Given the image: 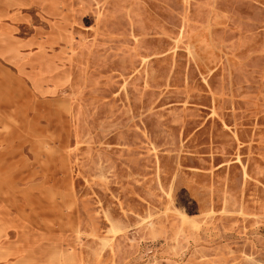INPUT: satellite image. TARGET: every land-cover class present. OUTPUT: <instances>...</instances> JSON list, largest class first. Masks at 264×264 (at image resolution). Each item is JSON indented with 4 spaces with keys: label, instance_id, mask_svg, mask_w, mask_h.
I'll list each match as a JSON object with an SVG mask.
<instances>
[{
    "label": "rangeland",
    "instance_id": "1",
    "mask_svg": "<svg viewBox=\"0 0 264 264\" xmlns=\"http://www.w3.org/2000/svg\"><path fill=\"white\" fill-rule=\"evenodd\" d=\"M0 90L25 264H264V0H0Z\"/></svg>",
    "mask_w": 264,
    "mask_h": 264
},
{
    "label": "crops",
    "instance_id": "2",
    "mask_svg": "<svg viewBox=\"0 0 264 264\" xmlns=\"http://www.w3.org/2000/svg\"><path fill=\"white\" fill-rule=\"evenodd\" d=\"M7 102V98L0 96V114L5 117L4 119L0 117V145L2 146L9 145L8 137L10 135V137L20 138L27 131L25 130V121H13V125H10L6 120ZM0 196V264H25L21 253V244L27 241L25 236L26 224L20 218L21 215L10 210L13 205L8 203L9 197L2 193H0Z\"/></svg>",
    "mask_w": 264,
    "mask_h": 264
},
{
    "label": "bare ground",
    "instance_id": "3",
    "mask_svg": "<svg viewBox=\"0 0 264 264\" xmlns=\"http://www.w3.org/2000/svg\"><path fill=\"white\" fill-rule=\"evenodd\" d=\"M3 119H4V118H3ZM6 135H7V134H6ZM6 135H5V136H6ZM10 136H11V135H10ZM10 136H9V137L7 136V137L10 139ZM0 137H1V136H0ZM8 138H7V139H8ZM3 140H4V139H3ZM4 141H5V140H4ZM2 143H3V141H2ZM8 143L11 144L12 142H8ZM10 144H9V145H10ZM1 146H2V145H1ZM4 147H6V144H5ZM4 149H5V148H4ZM6 149H7V147H6ZM7 171H8V167H7ZM7 174H9V173H7ZM3 176H4V175H3ZM4 179H5V178H4ZM10 181H11V180H10ZM0 184H1V183H0ZM2 184L7 185V184H5L4 182H2ZM0 188H1V186H0ZM7 188H8V186H7ZM8 189H9V188H8ZM0 193H2V192H0ZM7 193H8V192H7ZM7 193H3V194H6L5 196H7ZM0 197H1V196H0ZM34 197H35V196H34Z\"/></svg>",
    "mask_w": 264,
    "mask_h": 264
}]
</instances>
